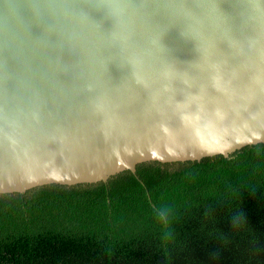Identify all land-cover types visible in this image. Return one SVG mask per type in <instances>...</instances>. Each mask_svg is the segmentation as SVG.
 Returning <instances> with one entry per match:
<instances>
[{"label": "water", "instance_id": "1", "mask_svg": "<svg viewBox=\"0 0 264 264\" xmlns=\"http://www.w3.org/2000/svg\"><path fill=\"white\" fill-rule=\"evenodd\" d=\"M264 144V0H0V195Z\"/></svg>", "mask_w": 264, "mask_h": 264}, {"label": "trees", "instance_id": "2", "mask_svg": "<svg viewBox=\"0 0 264 264\" xmlns=\"http://www.w3.org/2000/svg\"><path fill=\"white\" fill-rule=\"evenodd\" d=\"M0 264H264V144L0 195Z\"/></svg>", "mask_w": 264, "mask_h": 264}]
</instances>
